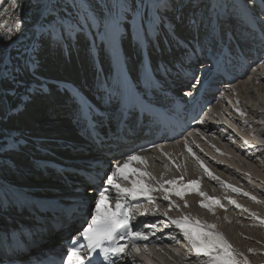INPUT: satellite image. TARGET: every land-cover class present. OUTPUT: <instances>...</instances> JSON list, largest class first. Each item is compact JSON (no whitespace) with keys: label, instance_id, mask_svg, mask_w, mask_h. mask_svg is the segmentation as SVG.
<instances>
[{"label":"bare ground","instance_id":"1","mask_svg":"<svg viewBox=\"0 0 264 264\" xmlns=\"http://www.w3.org/2000/svg\"><path fill=\"white\" fill-rule=\"evenodd\" d=\"M101 1L100 16L104 14L103 3L106 0ZM140 1L142 0H127V5L132 8L129 14L132 17V25L127 28L121 26L114 34L110 29L101 26L99 33H104L103 35H92L93 31L87 30V33H57L55 36L50 33L48 36L40 37L37 41L39 45L37 48L34 47L35 64H30L29 60L19 61L23 64L18 66V72L13 78L19 81L21 88L24 86L27 89V92L20 95V99L11 97L12 84L8 82V79L3 81L0 75V168L4 167L2 170L6 176L8 170L6 166L10 165L7 159L11 158L14 159L11 166L17 172V174L6 176L9 182L17 180L21 183L19 184L21 187L29 185V188L38 192L52 188L61 193L65 192L64 188L53 180L52 174L44 176L40 170L36 169L37 163L33 162L35 158L43 160L52 158L51 156L45 153L35 156L34 151L26 156L14 151L28 150L22 145L15 146L17 142L26 141L23 137L25 133L42 141L63 139L71 143L77 142L78 133L70 119L72 109L76 107L75 94L79 89L84 94L90 93L93 102L107 103L111 99L106 96L114 95L118 91L123 70H128L131 75L136 76L138 66V70L144 72L145 66L157 63L158 58L172 57L171 64L168 63L171 72L167 75L173 77V84L177 87L179 94L188 93L190 88L183 87L188 81L187 76L192 74L191 62L189 57L184 59V56H181L179 59L178 56L185 50L181 43L184 44L185 40L189 39L195 57L207 58V49L204 47L212 49L214 41L211 42V46L203 42L208 39L214 28L222 26L214 20V18L217 19L216 12L211 10L214 2L204 6L206 11H197L202 0L196 2V6L181 0L182 3L179 6L176 4L178 9L173 8V4L168 6L167 0H149L145 10L141 9ZM236 1L235 17L229 19V25L224 22L223 26L226 29L229 26L232 27L239 39L244 40L245 43L254 42L256 31L262 29L264 24L253 18L261 15L264 3H261V0H255L256 6L252 8V0ZM18 2L23 3V0ZM170 3H173V0ZM215 3L217 4V0ZM245 5L251 11L245 13ZM181 6L190 9L192 15L182 18L179 10ZM145 11L148 15L147 19L142 18L145 16L143 15ZM204 12L206 15H203ZM0 13H3L0 15V36L5 37L4 40H0V72H2L1 68L11 52L10 50L8 53L7 50L8 40L12 39L9 37H16L20 33L8 32V29L13 31L16 28L20 8L14 9L9 0H0ZM41 21L42 17L36 9L24 7L21 32L37 30ZM249 22L252 25L256 22L260 29L255 27L256 24L251 28L248 25ZM166 26L169 29H166ZM218 31L213 34L216 38L222 37V30ZM209 40L211 41L210 37ZM141 43H144L143 47L146 51L144 54H141L134 46V44L140 46ZM124 48L126 54H123L127 62L121 60L120 50ZM239 48L245 56L241 46ZM245 50L250 51L251 48H245ZM122 63L125 65L122 66ZM248 63L252 62L248 61ZM185 65L187 67L184 70ZM203 66V63L198 65L193 73L197 77L208 79L209 83L217 73L206 74ZM253 67L257 69L255 72L252 71ZM253 67L240 71L233 79L229 76L221 77L220 89L215 86L210 87L214 97L215 111L211 119L202 127L195 129L184 139L168 143L166 146H159L148 153L139 154L145 158L146 163L132 161L125 169L130 179H141L144 185L152 184L155 187H150L156 189L149 193L153 198L152 203L141 196L145 203L137 215L138 219L141 218L140 221L149 220L157 224V229L161 230L156 232L144 228L145 233L153 236L154 241V246L147 251L146 255L156 264H210V258L202 253L197 255L185 240L181 230L172 224L173 219H180L183 216H187L193 224L198 220L202 226L215 225L213 231L223 235L237 254L236 258L240 264H244L245 259L249 261V264H264V224L261 223V220H264V66L259 64ZM60 80H65L69 84ZM3 89L7 90L4 98L2 97ZM30 97L32 101L26 103L25 101ZM9 101L13 102L10 104ZM20 106H23V110L17 114ZM43 110L47 111L46 119L41 116L40 112ZM80 116L81 114L78 115ZM230 126L235 132L230 129ZM243 138L250 139V144H245ZM254 140L257 141L254 142ZM45 143L49 144L48 147L52 146L48 142L38 144L44 146ZM238 147H243V150H239ZM249 151L251 154H247ZM29 156L32 157L31 160L27 158ZM201 163L204 167H201ZM204 168H207L217 179L210 178ZM133 169L147 171L154 179L148 176L140 177L139 171L133 174ZM159 176H162V179L158 184ZM170 179L176 181L175 185L165 186L164 181ZM190 181H197L198 188L186 189L183 199L171 191L168 193L169 200L163 199L165 193L160 190L161 184L165 188L172 189L188 185ZM116 182L121 187L132 186L122 178H117ZM233 189H239V191H233ZM199 192L205 193L206 197L219 200V205L212 204L211 200L200 196ZM244 193L249 195L246 196ZM109 194L113 199L116 197L115 190H110ZM252 196L256 199H251ZM201 200L211 204L213 211L201 207L199 204ZM229 200H234L241 207L237 208L234 204H230ZM185 201L187 207H185ZM249 201H254L256 205L251 207L253 202L248 204ZM148 208L152 211H148ZM165 212L168 213L167 216L164 215ZM244 213L251 215L250 222H245L248 216L244 217ZM252 213H255L259 219L253 217ZM246 225L254 229L251 236L245 230ZM170 236H176L179 242L185 245V251L183 245L180 247L181 251L174 247L170 242ZM243 238H247V242L253 240L259 245V250L255 251L253 248L259 256L255 257L252 252L253 257H248L250 255L244 247L247 245L241 244ZM54 239L56 236L53 237L51 233H47L41 237V242L47 243L45 247L54 246L58 242ZM130 263L145 264L138 256L131 258Z\"/></svg>","mask_w":264,"mask_h":264},{"label":"snow or ice","instance_id":"2","mask_svg":"<svg viewBox=\"0 0 264 264\" xmlns=\"http://www.w3.org/2000/svg\"><path fill=\"white\" fill-rule=\"evenodd\" d=\"M261 3H264V0H261ZM11 4L14 9L20 8V15L16 19L18 33L22 31L24 7L37 10L39 15L44 18V25L39 28L41 36L49 32L53 36L57 33H85L89 28L99 29L102 25L105 28L110 29L114 34L126 21V13L130 11L129 6L127 5V0H106V2L103 3V8L105 10L104 14L98 17L91 11L92 5L90 0H71V3L67 5V7L75 9L76 15L72 19H68L66 16H63L56 11L58 5L53 4L51 0H23V3H19L18 0H11ZM255 6V0H252V8H255ZM220 7L221 6L217 4L211 6V10L216 12L217 17L220 15L217 11ZM222 8L225 12L228 11V5L225 4ZM248 11H251V9L245 5V13ZM0 15H3V13H0ZM253 19L259 20L264 24V9L261 10V15L259 17H254ZM8 32L11 33L12 30L8 29ZM97 34L103 35L104 33ZM11 38L15 37H9V39ZM4 39L5 37L0 36V40ZM260 44L264 47V27H262L261 30ZM25 51L29 53L30 64L34 65L35 48L31 50L26 49ZM260 65L264 66V59L260 60ZM256 70L255 67L252 68L253 72ZM192 79L195 80V83L191 84L193 89L197 88V86L202 83L201 77L194 76ZM188 95L191 96L192 93L189 92ZM245 143H247V141H245ZM189 151L191 150L189 149ZM132 161H138L141 164L146 163L145 158L137 154L127 155L123 164L119 161L115 163V170L106 175V184L109 187H104L99 192V199L95 201L90 223H88L87 227H84L79 233L87 243L81 244L76 237H72V243L61 258L60 264H85L86 259L87 264H94L93 259L89 256V252H85L81 255V250L83 248L89 249L90 252H95L99 249L98 255L103 256L104 261H107V264H116V260L111 259V257H120L128 248V245L113 243L115 237H119L121 240L125 238L124 235L121 234L122 231L126 232L127 236L132 240L148 239L147 235L143 234L141 231H133L129 226V209H126L124 204L120 202L121 199H125V201L128 199L138 200L141 196L146 197L150 203L153 202V198L149 193L156 189L144 185L141 179H130L129 173L125 172V169L128 168L129 163ZM201 167H204L203 163H201ZM204 170L208 173L210 178L217 179L212 176L207 168H204ZM138 171V169H133L132 173L135 174ZM139 176H148L150 179H154V177L151 176V173L147 171H139ZM117 178L124 179L132 186L121 187V185L116 182ZM164 183L175 185L176 181L168 180L164 181ZM197 188V181H190L188 185L172 189L165 188L163 184L160 185V190L165 193L163 196L165 201L169 200L168 193L170 191L183 199L186 189L196 190ZM110 190H115L116 192V197H114V210L110 206L106 195ZM233 191L238 192L239 189H233ZM198 194L202 197H206V194L203 192H199ZM244 195L247 196L249 194L244 193ZM206 198L211 200L214 205H219L220 203L219 200L214 198ZM250 198L253 200L256 199L255 196ZM229 203L234 204L237 208L241 207L239 204H236L234 200H229ZM199 204L201 207L213 211L212 205L205 203L204 200L199 201ZM187 206V202L185 201V207ZM220 206L223 207V205ZM176 207H179V205H176ZM244 210L247 211V209ZM167 214V212L164 213L165 216H167ZM252 216L259 219L255 213H252ZM171 222L181 230L185 240H187L188 244L197 255L202 253L210 258V264H240L239 260L236 258L237 254L234 253L232 246L225 240L221 233L213 231L215 225L210 224L202 226L198 220L193 224L189 221L187 216H183L180 219H173ZM261 223L264 224V220H261ZM149 226L150 225L145 224V227ZM154 226L155 225H151V227ZM131 247L133 251L139 252V248L136 244L132 243ZM252 251V249H249V252ZM97 264H102V262H97ZM244 264H249V261L245 259Z\"/></svg>","mask_w":264,"mask_h":264},{"label":"rangeland","instance_id":"3","mask_svg":"<svg viewBox=\"0 0 264 264\" xmlns=\"http://www.w3.org/2000/svg\"><path fill=\"white\" fill-rule=\"evenodd\" d=\"M9 1H11V0H9ZM172 0H167L166 2H167V5L169 6H172V4L174 5V7L173 8H175L176 7V4H178V6L182 3L181 2V0H173V3H170ZM174 1H176V2H174ZM187 3H191L190 1H188V0H185ZM216 0H202V2H204V4H205V6H206V4L208 3V4H213V2H215ZM51 2L53 3V4H56V5H58V7H57V9H56V11L57 12H59L61 15H63V16H66L68 19H72L73 17H75V15H76V10L75 9H71V8H69V7H67V5H69L70 3H71V0H51ZM101 0H90V3H91V5H92V9H91V11L95 14V15H97L98 17L100 16V14H101V11H100V7H101ZM149 2V0H142V1H140V5H141V9L142 10H145V8L147 7V3ZM189 4H187V5H189ZM216 4V3H215ZM236 4H237V2H236ZM100 5V6H99ZM144 5V6H143ZM146 5V6H145ZM204 8L203 7V4L200 2V6H198L197 8L199 9H197V11H201L202 10V8ZM131 7H129V9H130ZM175 9H178L177 7L175 8ZM237 8L234 6V8L231 10L234 14H235V10H236ZM168 10V9H167ZM179 10H180V14L182 15V18H187V17H189V16H191V14H192V12L190 11V9H188L186 6H181V7H179ZM130 12H132V8L130 9V11L129 12H127L126 13V16H127V19H126V21L125 22H127V20H128V22L127 23H123L121 26H126V28H127V26H131L132 25V17L131 16H129V14H130ZM147 12L145 11V13H143V15H145V16H142V18L144 17H146V19L148 18V15L146 14ZM189 15V16H188ZM194 15H197V13H194ZM179 17V16H178ZM233 17H235V16H233ZM232 17V18H233ZM143 18V19H144ZM180 18V17H179ZM214 20L216 21L217 19H215L214 18ZM172 23V22H171ZM44 25V18H42V21L39 23V28L41 27V26H43ZM120 26V27H121ZM39 28L37 29V30H33V29H30V30H25V31H23V32H20L19 33V35L18 36H16L15 38H12L11 40H8V44H7V50H8V53L10 52V50H11V52H10V55L7 57V60L4 62V66H2V72H0V75L2 76V79H3V81H5V80H7L8 79V82L10 81V83L12 84L11 86L13 87V88H11V89H13V90H11L10 92H12V98H16L17 97V99H20V95L22 94V93H25V92H27V89H26V87H20V85H19V81L18 80H13V78L15 77V73H17L18 72V66H21L23 63H19V61H26V60H29V54H28V52H26L25 50L26 49H28V50H31V49H33L34 47L35 48H37V46L39 45V43L37 42L38 41V39L40 38V37H42L41 35H40V33H39ZM102 28H103V25H102ZM166 29H169V27L168 26H166ZM90 32L91 31H93V33H91L92 35L94 34V35H97V33H99L100 32V28L99 29H93V28H89L88 29ZM17 31V29L15 28L13 31H12V33H15ZM87 33V32H86ZM48 35H50V32L49 33H45L44 35H43V37H45V36H48ZM35 42V43H34ZM36 45V46H35ZM6 64H8L7 66H6ZM185 89H187V88H185ZM3 91H4V93H3ZM3 91H2V97L6 94L5 92H7V90H5V89H3ZM9 95H7V97H8ZM4 98V97H3ZM8 100H9V98H8ZM10 102V104L13 102V101H9ZM40 113H42L41 114V116H42V118L43 119H46V118H48V114H47V111H45V110H43V111H41ZM161 179H162V176H159L158 177V184H159V182L161 183ZM171 180V179H170ZM164 185L166 186L167 184H165L164 183ZM149 186H154V185H152V184H150ZM155 187V186H154ZM92 188H88V190H91ZM91 193H89V191L87 192V195H90ZM251 202H253V203H251ZM249 201V203L248 204H250L251 203V207H252V205H256L255 204V202L254 201ZM253 208H256V209H258V207H255V206H253ZM234 212V211H233ZM235 213V212H234ZM246 213H244L243 214V216L245 217H247L246 219H245V222L247 221V222H250V220H251V215L249 216V215H245ZM236 215H237V213H236ZM250 217V218H249ZM253 222V221H252ZM246 224H248V223H246ZM259 226H262V224H258ZM245 227V230L247 231V234H249V236H251L252 235V231L254 230L251 226H248L247 227V225L246 226H244ZM250 231H249V230ZM242 240V239H241ZM247 238H243V240H242V242H241V244H243L242 246H244V243H245V245H247V246H244L245 247V249H246V251H247V253H248V255H250V256H248V257H253V253H254V256L256 257V255L257 256H259L257 253H255L254 251H252V252H249L248 250L249 249H252V250H254L255 249V251H256V249H258L259 250V248H258V244H256V242L255 241H253V240H249V242H247ZM253 241V242H252ZM248 243V244H247ZM253 243V244H252ZM249 244H251V245H249ZM256 247V248H255ZM239 248H241V247H239ZM247 248H249V249H247ZM254 248V249H253ZM180 250V249H179ZM262 250V249H261ZM181 251V250H180Z\"/></svg>","mask_w":264,"mask_h":264}]
</instances>
